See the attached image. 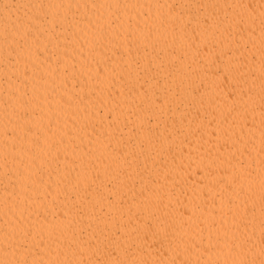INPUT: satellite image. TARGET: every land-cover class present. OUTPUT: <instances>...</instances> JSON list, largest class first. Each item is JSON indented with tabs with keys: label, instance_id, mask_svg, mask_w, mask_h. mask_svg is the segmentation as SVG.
Here are the masks:
<instances>
[{
	"label": "bare ground",
	"instance_id": "bare-ground-1",
	"mask_svg": "<svg viewBox=\"0 0 264 264\" xmlns=\"http://www.w3.org/2000/svg\"><path fill=\"white\" fill-rule=\"evenodd\" d=\"M0 264H264V0H0Z\"/></svg>",
	"mask_w": 264,
	"mask_h": 264
}]
</instances>
